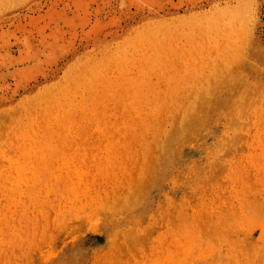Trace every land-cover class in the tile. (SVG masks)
Listing matches in <instances>:
<instances>
[{
  "label": "rangeland",
  "instance_id": "374dc122",
  "mask_svg": "<svg viewBox=\"0 0 264 264\" xmlns=\"http://www.w3.org/2000/svg\"><path fill=\"white\" fill-rule=\"evenodd\" d=\"M202 4L0 68V264H264V0Z\"/></svg>",
  "mask_w": 264,
  "mask_h": 264
},
{
  "label": "bare ground",
  "instance_id": "6f19581e",
  "mask_svg": "<svg viewBox=\"0 0 264 264\" xmlns=\"http://www.w3.org/2000/svg\"><path fill=\"white\" fill-rule=\"evenodd\" d=\"M30 1L35 0H26L24 6L32 4ZM207 1L51 0L44 10L36 9L31 16L17 20L10 31L11 36L0 32L1 45L9 37L16 45L14 52L0 55V68H4L1 71L9 75L14 88H18L39 75H45L73 51L113 38L126 26L125 21L137 16L158 18L180 10L188 12ZM37 44L40 48L36 50ZM170 130L159 134L158 140L155 136V146L162 149L172 141L174 133L172 129L171 135L168 134Z\"/></svg>",
  "mask_w": 264,
  "mask_h": 264
}]
</instances>
